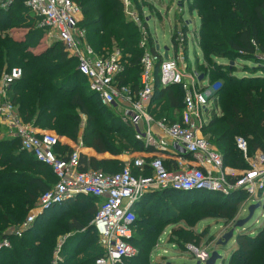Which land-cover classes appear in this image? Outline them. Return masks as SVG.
Masks as SVG:
<instances>
[{
  "label": "trees",
  "instance_id": "1",
  "mask_svg": "<svg viewBox=\"0 0 264 264\" xmlns=\"http://www.w3.org/2000/svg\"><path fill=\"white\" fill-rule=\"evenodd\" d=\"M135 1L137 5L139 0ZM79 3L85 18L80 26L86 30L94 51L97 54H111L114 50L122 53L123 71L117 79L120 85L138 92L146 49L157 58L153 68L155 94L149 112L171 124L177 123L183 112L184 91L178 85L162 86L164 58L157 51L148 24L143 27L147 47L141 48L143 32L127 19L121 0H80ZM189 5H192L191 12H197L201 18L200 48L207 63L204 78L222 81L212 99L215 98L214 106L222 110L223 116L218 117L214 110L210 123L203 128V135L221 152L225 167L245 170L248 164L237 148V138L248 142L249 155L258 150L264 153V0H189ZM226 8L233 11L234 17L223 15ZM233 19L236 24L227 26L226 21L233 22ZM37 23V18L25 7V0H16L9 11L0 12V80L5 72L21 69L22 76L12 84L10 96L24 123L54 131L58 137H66L99 154L117 157L152 152L143 141L136 139L133 127L113 114V107L103 106L90 91L87 80L78 71V61L69 57L60 43L41 54L33 52L48 31L37 28ZM15 29L27 33L22 38H14ZM187 29L186 26L185 34ZM215 59L228 60V63L217 65ZM250 63L254 66L248 67ZM239 64L245 73L249 71L248 76L237 75ZM56 151L64 157L74 152L61 145ZM79 165L81 172L104 170L107 174L125 168L121 161H99L84 154H80ZM165 165L169 170H177L170 162ZM133 172L138 174L135 168ZM57 182L49 167L22 150L19 139L0 141V243L8 239L12 245L10 249H0V264H51L57 238L69 234L72 235L60 252L63 260L58 264H96L104 257L98 234L90 224L98 213L100 201L93 196H78V204L69 201L52 206L21 238L10 232L26 221L42 195ZM196 197H201L203 203L211 206V213L221 218L233 217L236 205L247 199L242 191L229 196L172 189L146 194L134 209L136 221L131 243L138 255L125 259L122 264H150L149 252L163 225L171 223L169 204ZM59 213L64 214L66 222L58 227L51 215ZM236 246L231 264H264V230L256 236L241 233Z\"/></svg>",
  "mask_w": 264,
  "mask_h": 264
},
{
  "label": "built area",
  "instance_id": "2",
  "mask_svg": "<svg viewBox=\"0 0 264 264\" xmlns=\"http://www.w3.org/2000/svg\"><path fill=\"white\" fill-rule=\"evenodd\" d=\"M125 15L138 26V13L132 11L130 0H121ZM16 0H0V12L9 11ZM29 13L37 18V28L47 29L63 46L65 52L78 61V71L88 82L90 91L95 93L106 107L123 108V122L132 126L136 139L155 147L150 161L135 159L133 167H125L117 174L100 171L81 172L80 154L76 150L67 156L57 153L58 145L64 146L60 137L53 133H40L32 124L24 123L19 109L11 100V86L22 76L21 69L5 72L0 80V125L9 129L13 138L19 139L23 151L32 154L43 165L49 167L58 179L57 184L40 198L34 211L16 229L10 230L16 237L31 229L37 217L52 206H59L80 195L93 196L101 201L98 213L92 222L104 250V257L96 264H122L125 259L134 258L138 250L131 243L136 221L135 207L148 193L172 189L179 192H212L229 196L237 191L247 195V199L264 201V153L260 150L249 155L248 142L237 138L236 145L248 164L245 170L234 171L224 166L221 153L213 149L202 135L207 126L206 116L211 115L218 88L208 89L199 76H188L179 69V62L169 54V60L161 64V84L164 88L178 85L184 91V107L181 121L171 124L166 119L158 123L166 137L155 139L149 125L152 117L147 112L155 94L154 63L157 60L146 49L142 60L140 90L122 86L117 79L123 71L122 53L114 50L111 54H97L90 46L87 32L82 23V11L73 0H25ZM141 48L147 47L145 29ZM183 39V32L178 30ZM157 48V44H156ZM164 58V54H161ZM195 77V78H193ZM202 130V131H201ZM170 139V142L168 141ZM169 149L180 152L181 156L192 157L193 165L183 162L177 170H169L163 153ZM133 168L138 174H134ZM150 172V176L146 173ZM52 264L60 261L58 255ZM10 240L0 243V249H10ZM197 260L202 264L209 260V254L194 249Z\"/></svg>",
  "mask_w": 264,
  "mask_h": 264
},
{
  "label": "rangeland",
  "instance_id": "3",
  "mask_svg": "<svg viewBox=\"0 0 264 264\" xmlns=\"http://www.w3.org/2000/svg\"><path fill=\"white\" fill-rule=\"evenodd\" d=\"M130 1L133 4L132 11L134 13H138L137 22L140 25L139 27L142 28L144 25L148 24L149 31L154 38L157 47L160 49V52L164 54V50L168 48L172 56L174 51V55L180 64L179 69L181 71H185L186 74L191 77L196 75L199 76L200 82L206 80L204 82V86H207L208 82L207 90L215 87L218 88L219 91L222 83L221 80L210 81L204 78V72L207 63L203 58L200 48L199 36L201 18L198 16L197 12H191L192 5H189V0H139L137 5L135 4V0ZM73 2L77 5H80V0H73ZM232 13L233 11L226 8L223 15H231V17H234ZM251 13L253 14L252 9ZM126 17L129 21H132L128 16ZM82 19L83 21L85 19L83 13ZM232 21L233 22L226 21V25L230 26L232 24H236V20L233 19ZM186 26L188 28V32L185 34L184 29ZM178 30L183 32V39L179 38ZM26 33L27 32L24 30L15 29L12 32V36L14 38H22ZM172 37L174 39V43H172ZM57 44H59L57 38L52 33H50V31H47L46 36L42 40L41 44L38 45V47H36L33 52L35 54H41L42 52L47 51ZM220 63L226 64L228 63V60L215 59V64L218 65ZM241 65L242 64L238 65L237 75L248 76L249 71L245 73L243 66ZM253 66L254 65H252V63L248 65V67ZM215 107L217 108V106ZM124 111L125 109L123 108H115L112 110L113 114L121 119L124 116ZM212 112L211 115L208 117L206 116V119L204 120L206 121L207 125L210 123L213 117ZM216 113L218 117L222 118L223 115L221 109H218ZM9 137L11 138L12 136L7 135L5 131L1 130L0 126V141L9 139ZM238 137L242 136L238 135ZM210 144L215 151H217L219 154L221 153L215 145L212 143ZM234 168L241 169L240 166H235ZM122 169L123 168H118L113 173H119ZM99 171L106 173L104 170ZM77 200V198H74L71 199V202L78 204L79 200ZM203 201L204 200H202L201 197H196V199L191 201H183L182 199H179V201L176 200L169 204V221L171 223L163 225L157 242L152 248V251L149 252L150 264H197V262L200 261L197 260L194 249L208 253L209 259L213 252H218L221 258L218 259L215 264H231L236 254L235 251L237 249V237L241 233H248L250 235L256 236L260 231L264 230V207H257L252 218L250 219V208L260 203L257 199L252 201L249 199L240 201V203L236 205L237 209L235 215L233 217H229L228 215L226 218L213 215L211 213L213 211L211 206H207V204L203 203ZM66 213H68V210L65 211V215ZM42 214H45V212ZM42 214L37 217L36 221L41 217ZM51 216L53 220L55 219V226L57 225L59 227L66 222V219L64 220V214H52ZM60 219L63 221L59 222ZM247 220L249 221L243 228L237 227L239 222ZM90 224L92 225V222ZM232 230H235L234 237L227 244V246L224 247L218 245V241L222 240L224 235L228 234ZM71 235L72 234L60 235L57 238L52 262L57 257V251L60 247L59 244L61 242L65 243L67 238ZM58 257L60 259L59 262H61L63 258L60 253Z\"/></svg>",
  "mask_w": 264,
  "mask_h": 264
},
{
  "label": "crops",
  "instance_id": "4",
  "mask_svg": "<svg viewBox=\"0 0 264 264\" xmlns=\"http://www.w3.org/2000/svg\"><path fill=\"white\" fill-rule=\"evenodd\" d=\"M157 51L160 52V49L158 47H157ZM199 80H200V78H199ZM150 103L147 104V109L146 110H147L148 114L152 117V121H151V123L148 126L145 125V127H147V128L150 127V129H151V131H152V133H153V135H154V137H155L156 140L159 139V138H164V137H166L165 132L158 125V123L161 122L163 119L162 118H158L157 115L156 116L155 115H151V113L149 112V105H150ZM214 105H215V103L213 104L212 110L213 111L214 110L217 111L218 109ZM113 109H115V108H113ZM116 109H119V108H116ZM83 120L84 121L86 120L85 117H83ZM122 121H123V119H122ZM123 123L126 124L125 122H123ZM126 125H129V124H126ZM0 126H1V130L5 131L7 133V135L11 136L9 129H7L6 126H3V125H0ZM36 129L40 133L46 132V133H53V134L57 135L54 131L50 132L48 130H41V129H38V128H36ZM202 135H203V132H202ZM11 138H13V137H11ZM60 139H61V142L63 141L62 144L64 146H67V147L73 149L74 151L76 150L77 152H79V154H84L88 158H95V159H97L99 161H102V160H116V161H121V162H123L125 164V167H128V166L129 167H133V165H131V163H132V161L134 162L135 159H140L141 158V159H144L145 161H150L151 158L155 156V154L160 153V152H158V150L155 147H153V146H147L146 143L144 142V144L147 147H150L152 149V152H139V153H135V154H132V155L125 154V155H121V156H117L116 157V156H112L109 153L99 154L94 149H92V148H85L81 144L76 145L73 141H71L70 139H68L66 137H61ZM168 141L170 142V139ZM179 153L180 152H178V151L175 152V151L169 149L167 152L163 153L165 162H170V163H172V165H176L177 169H179L180 166L184 165L183 162H185V163L187 162L188 165H193L194 164V162L192 161L193 160L192 157H190L188 155L181 156ZM133 157H135V158H133ZM186 157H190L191 159H188ZM233 170L234 171H239V170H235V169H233ZM252 200H254V199H252ZM260 203L262 204V207H263L264 201H262ZM100 204H101V201H98V205H100Z\"/></svg>",
  "mask_w": 264,
  "mask_h": 264
},
{
  "label": "water",
  "instance_id": "5",
  "mask_svg": "<svg viewBox=\"0 0 264 264\" xmlns=\"http://www.w3.org/2000/svg\"><path fill=\"white\" fill-rule=\"evenodd\" d=\"M164 59H165V60H169V49H168V48H166V49L164 50ZM261 206H262V204L259 203L258 205H256V206H252V207L250 208V211H249V212H250V219L252 218L255 209H256L257 207H261ZM250 219H249V220H250ZM249 220L239 222L238 225H237V227H238V228H243V227L247 224V222H248ZM234 233H235V230H232V231H230L228 234L224 235V237L222 238V240H219V241H218V245H221V246H224V247L227 246V244L233 239V237H234ZM220 258H221V257L219 256L218 252H213V253L211 254L210 259H209L205 264H215V263L217 262V260L220 259ZM197 264H202V263H201V262H197Z\"/></svg>",
  "mask_w": 264,
  "mask_h": 264
}]
</instances>
